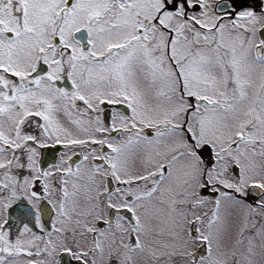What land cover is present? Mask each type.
<instances>
[{"label":"snow or ice","instance_id":"6c2138e0","mask_svg":"<svg viewBox=\"0 0 264 264\" xmlns=\"http://www.w3.org/2000/svg\"><path fill=\"white\" fill-rule=\"evenodd\" d=\"M0 264H264V0H0Z\"/></svg>","mask_w":264,"mask_h":264}]
</instances>
